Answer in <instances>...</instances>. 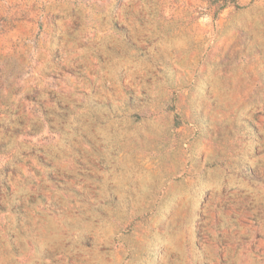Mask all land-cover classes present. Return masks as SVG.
<instances>
[{
    "label": "rangeland",
    "instance_id": "obj_1",
    "mask_svg": "<svg viewBox=\"0 0 264 264\" xmlns=\"http://www.w3.org/2000/svg\"><path fill=\"white\" fill-rule=\"evenodd\" d=\"M261 155L264 0H0V264H264Z\"/></svg>",
    "mask_w": 264,
    "mask_h": 264
},
{
    "label": "crops",
    "instance_id": "obj_2",
    "mask_svg": "<svg viewBox=\"0 0 264 264\" xmlns=\"http://www.w3.org/2000/svg\"><path fill=\"white\" fill-rule=\"evenodd\" d=\"M72 49L65 51L66 56L73 52ZM74 51L79 49L76 47ZM260 159L256 163V169L252 171L256 176L238 169L235 177L225 176L218 186H210L209 198L218 204V212L225 218L227 229L224 228L223 232L226 233L224 240L228 246L236 247L243 243V236L252 238L260 232L257 248L264 253V215L260 213V207L264 205V155ZM223 169L220 171H224Z\"/></svg>",
    "mask_w": 264,
    "mask_h": 264
}]
</instances>
